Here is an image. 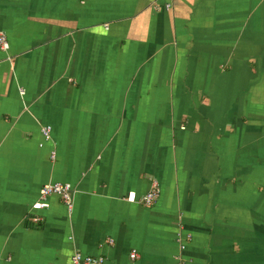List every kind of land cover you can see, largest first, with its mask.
Listing matches in <instances>:
<instances>
[{"label":"crops","instance_id":"crops-1","mask_svg":"<svg viewBox=\"0 0 264 264\" xmlns=\"http://www.w3.org/2000/svg\"><path fill=\"white\" fill-rule=\"evenodd\" d=\"M0 32V264H264V0H0Z\"/></svg>","mask_w":264,"mask_h":264},{"label":"built area","instance_id":"built-area-1","mask_svg":"<svg viewBox=\"0 0 264 264\" xmlns=\"http://www.w3.org/2000/svg\"><path fill=\"white\" fill-rule=\"evenodd\" d=\"M8 49V41L7 37L3 32H0V51L5 52ZM181 129H184L182 127ZM40 133L44 141H49L51 136V128L49 126H42L40 128ZM51 158H54V153H51ZM159 190L156 182L151 181L149 184L148 191L143 194L139 199L136 198L134 193H130L127 195L126 200L128 202H139L144 207H150L154 204L156 199L158 198ZM58 198L61 203L69 209L71 207L73 190L69 184L65 183H52L45 184L39 190L38 200L32 205L33 210L41 211L46 208V200L49 197ZM29 221L32 225H37L41 222L40 217H31ZM183 249L184 247L181 246ZM129 258L134 260L137 258V254L135 251H131ZM70 264H103V258L101 256L93 257V256H83L78 252L73 253L70 258Z\"/></svg>","mask_w":264,"mask_h":264}]
</instances>
